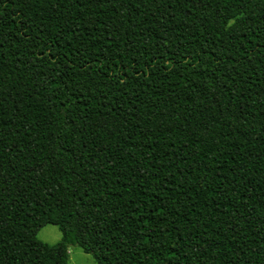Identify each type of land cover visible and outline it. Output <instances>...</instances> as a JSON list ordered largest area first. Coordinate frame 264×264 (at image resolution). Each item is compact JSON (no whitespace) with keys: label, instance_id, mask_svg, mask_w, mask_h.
Here are the masks:
<instances>
[{"label":"trees","instance_id":"16d2710c","mask_svg":"<svg viewBox=\"0 0 264 264\" xmlns=\"http://www.w3.org/2000/svg\"><path fill=\"white\" fill-rule=\"evenodd\" d=\"M69 246L264 264V0H0V264Z\"/></svg>","mask_w":264,"mask_h":264},{"label":"rangeland","instance_id":"374dc122","mask_svg":"<svg viewBox=\"0 0 264 264\" xmlns=\"http://www.w3.org/2000/svg\"><path fill=\"white\" fill-rule=\"evenodd\" d=\"M36 239L46 244H56L61 239V232L56 226L46 225L38 230ZM69 264H96L93 258L84 253L83 250L77 246H69Z\"/></svg>","mask_w":264,"mask_h":264}]
</instances>
